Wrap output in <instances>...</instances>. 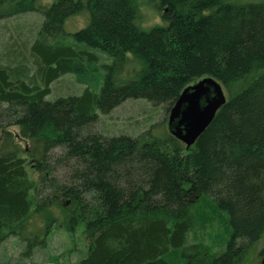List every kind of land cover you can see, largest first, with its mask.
Here are the masks:
<instances>
[{
  "label": "trees",
  "instance_id": "obj_1",
  "mask_svg": "<svg viewBox=\"0 0 264 264\" xmlns=\"http://www.w3.org/2000/svg\"><path fill=\"white\" fill-rule=\"evenodd\" d=\"M148 2L167 25L146 32L137 0H0V20L43 16L29 58L0 63V242L18 238L25 259L46 247L54 209L82 230L78 264H242L264 237V4ZM76 16L86 26L66 32ZM92 51L112 60L99 92L46 101L62 75L91 83ZM128 58L139 70L122 81ZM206 77L226 103L189 149L165 121L136 137L89 130L127 100L169 112Z\"/></svg>",
  "mask_w": 264,
  "mask_h": 264
},
{
  "label": "rangeland",
  "instance_id": "obj_2",
  "mask_svg": "<svg viewBox=\"0 0 264 264\" xmlns=\"http://www.w3.org/2000/svg\"><path fill=\"white\" fill-rule=\"evenodd\" d=\"M235 4H264V0H226ZM43 4H51L53 0H41ZM139 6V18L137 25L142 31H149L154 27L167 25L161 18L160 10L150 5L148 0H137ZM43 23V16L39 13H26L0 20V63L17 61L23 57L29 58L27 48L33 42L39 28ZM87 24L84 16H76L68 19L65 23V31L73 33L84 28ZM25 44V45H24ZM27 47V48H25ZM97 52V51H92ZM99 63L91 73L89 82L81 84L75 75L65 74L53 82L50 86L51 93L46 101L53 102L59 98L79 96L88 86L90 90L98 93L105 76V65H110L112 60L107 55L97 52ZM130 57V56H129ZM31 61V59H29ZM139 70V64L128 58L123 71L120 74L122 81L129 80ZM97 114V121L90 127V132L98 133L103 137L130 136L136 137L156 123L167 125L169 112L165 106H154L146 100H127L113 109L110 113ZM11 132H17V128H8ZM0 132V138H1ZM23 147V145L21 144ZM58 153L59 151H55ZM32 179H40V175L28 168ZM60 175V173H57ZM53 213L59 217L58 222L46 240V247L36 249L31 259L21 256L26 245L16 237H5L0 242V264H78L87 254V243L80 228L75 235L67 233L63 225L61 211L54 209ZM217 225L213 226L214 231ZM200 233L196 234V239ZM193 238V237H192ZM264 248V237L256 244L242 264H260L262 256L260 252ZM221 253V251H219Z\"/></svg>",
  "mask_w": 264,
  "mask_h": 264
},
{
  "label": "water",
  "instance_id": "obj_3",
  "mask_svg": "<svg viewBox=\"0 0 264 264\" xmlns=\"http://www.w3.org/2000/svg\"><path fill=\"white\" fill-rule=\"evenodd\" d=\"M225 103L221 84L210 77L202 78L184 88L174 102L169 111L167 131L189 149ZM260 264H264V256Z\"/></svg>",
  "mask_w": 264,
  "mask_h": 264
}]
</instances>
